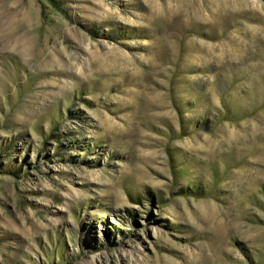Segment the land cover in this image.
I'll use <instances>...</instances> for the list:
<instances>
[{
    "label": "rangeland",
    "instance_id": "374dc122",
    "mask_svg": "<svg viewBox=\"0 0 264 264\" xmlns=\"http://www.w3.org/2000/svg\"><path fill=\"white\" fill-rule=\"evenodd\" d=\"M0 264H264V0H0Z\"/></svg>",
    "mask_w": 264,
    "mask_h": 264
}]
</instances>
